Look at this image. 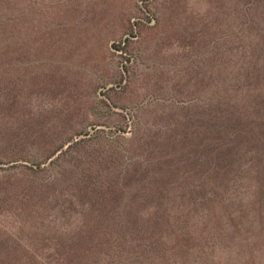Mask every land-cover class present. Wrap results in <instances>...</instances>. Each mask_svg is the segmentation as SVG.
Wrapping results in <instances>:
<instances>
[{"label": "rangeland", "instance_id": "obj_1", "mask_svg": "<svg viewBox=\"0 0 264 264\" xmlns=\"http://www.w3.org/2000/svg\"><path fill=\"white\" fill-rule=\"evenodd\" d=\"M0 264H264V0H0Z\"/></svg>", "mask_w": 264, "mask_h": 264}, {"label": "trees", "instance_id": "obj_2", "mask_svg": "<svg viewBox=\"0 0 264 264\" xmlns=\"http://www.w3.org/2000/svg\"><path fill=\"white\" fill-rule=\"evenodd\" d=\"M254 140H257V138H254ZM258 141V140H257Z\"/></svg>", "mask_w": 264, "mask_h": 264}]
</instances>
